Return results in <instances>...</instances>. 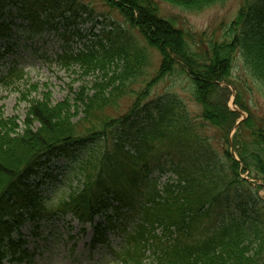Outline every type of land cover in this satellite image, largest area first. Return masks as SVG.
I'll return each instance as SVG.
<instances>
[{
    "label": "trees",
    "instance_id": "16d2710c",
    "mask_svg": "<svg viewBox=\"0 0 264 264\" xmlns=\"http://www.w3.org/2000/svg\"><path fill=\"white\" fill-rule=\"evenodd\" d=\"M100 1L159 52L156 76L146 85L175 71L182 73L200 106L199 120L190 117L175 96L160 100L155 113L148 112L144 121L135 118L133 124L129 122L137 115L140 95L129 114L105 115L127 93L128 83L149 65L142 49L108 37V45L98 41L85 51L58 56L62 66L79 65L83 75L100 70L101 78L55 103L48 90L38 97L23 95L27 104L23 119L5 117L0 111V264L31 262L34 252L20 238L25 221L39 226L43 220L69 213L80 225L103 216L110 230L120 229L122 244L113 255L122 264H264V223L258 216L250 221L244 214L225 216L220 209L218 220L203 222L211 207L220 208L219 200L227 197L231 184L246 182L241 173L264 179V122L244 104L239 90L234 103L247 117L231 136L237 158L228 148L216 152L203 134V127L209 126L220 132L226 145L230 143L239 116L227 105L231 93L221 83L237 85L232 78L236 52L247 76L264 87V1L241 7L229 26L231 35L199 53L188 46L187 33L158 15L151 0ZM162 1L195 12L223 2ZM23 2L0 0V37L9 36L8 6H19L24 17L37 20L38 30L44 24L39 20L44 8L61 5L57 0H34L24 8ZM64 4L74 10L71 3ZM37 5L41 10L32 9ZM24 75L13 64L0 83L9 85ZM38 87L34 84L32 89ZM68 145L87 149L72 162L78 169L74 178L78 184L48 209L43 196L25 179L43 164L42 155L56 151L68 157L64 151ZM165 173L169 175L162 181ZM129 211L135 213L131 215L135 220L128 219Z\"/></svg>",
    "mask_w": 264,
    "mask_h": 264
},
{
    "label": "rangeland",
    "instance_id": "374dc122",
    "mask_svg": "<svg viewBox=\"0 0 264 264\" xmlns=\"http://www.w3.org/2000/svg\"><path fill=\"white\" fill-rule=\"evenodd\" d=\"M57 1L61 3L60 8L56 5H49L41 12L39 20L44 24L38 30H36L37 20L32 21L24 17V12L19 9V6H8L6 9L5 22L9 26V36L0 38V77L7 72V67L13 64L21 67L25 75L14 79L9 85L0 83V111L5 117L16 115L20 116V119L24 118L27 104L23 100V95L28 98L38 97L41 92L48 90L51 100L55 103L67 96L72 98L71 93H75L80 86H90L96 80H100V70L83 75L79 65L62 66L57 58L64 52L74 54L85 51L88 45H97L98 41L108 45L107 38L110 37L116 40L117 44L123 43L129 47L134 46L146 51L150 63L140 76L128 83L127 93L122 96L115 107L107 109L105 115L120 117L129 114L134 101L140 95L142 98L135 106L139 110L129 123L132 121L134 123L135 118L144 121L148 112H156L155 107L160 100L175 96L181 99L190 117L198 118L200 106L190 95V84L182 73L178 74L175 71L173 75L165 76L152 86L146 85L156 76L155 72L161 62L160 54L157 50L150 48L138 29L129 27L116 10L104 6L100 0ZM64 1H67L68 5L71 3L74 10L68 8ZM151 1L156 4L158 15L170 19L176 28L187 33L188 46L194 52L199 53L208 49L214 41L226 40V34L230 32L229 26L232 25L241 7L246 8L249 3L260 4L264 0H223L222 3L213 4L198 12L187 11L162 0ZM33 3L34 0H25L22 5L26 8ZM37 7L38 5L33 6L32 9L41 10ZM232 70V78L237 85H229L228 89L231 94L227 105L231 109L238 107L233 102L239 90L244 104L253 115L264 122V87L247 76L237 52L233 56ZM34 84L39 86L37 91L32 89ZM44 85L47 87L44 88ZM142 90L146 91L145 94H142ZM246 115L247 112L242 110L240 116L246 117ZM203 128L205 129L204 137L210 139L216 152H220V148L223 147L228 148L236 156L232 140L226 145L217 129L209 126ZM229 138L230 136L228 140ZM86 150L80 146L68 145L64 150L69 155L67 158L54 156L56 151L49 155L50 158L52 157L50 170L54 175L57 174V179L49 181L45 191L42 192L46 197L44 205L53 206L61 196L68 194L70 185L75 184L72 180L78 171L77 167L71 163L74 162L75 157L84 154ZM168 175L165 173L162 181ZM241 175L246 177V182L230 185L227 197L223 195L219 200L220 208L214 205L209 209V217L203 219L205 224L218 220L222 214L225 216L244 214L250 221L258 216L264 223V179L250 172H244ZM226 179H230V174H226ZM222 204H227L228 207ZM220 209L222 214L218 213ZM128 213V219L132 220L134 216L131 215L135 213L132 211ZM104 221L103 217L98 216L92 226L82 227L70 214L64 218L43 221L39 227L25 221L19 229L20 238L27 241L25 246L30 251H34L35 256L30 263L22 262L21 264H122L113 258L110 249L117 250L122 244L119 232L102 230L101 238L105 242L95 241L94 225L97 224L103 228ZM3 264L7 262L4 261Z\"/></svg>",
    "mask_w": 264,
    "mask_h": 264
},
{
    "label": "bare ground",
    "instance_id": "6f19581e",
    "mask_svg": "<svg viewBox=\"0 0 264 264\" xmlns=\"http://www.w3.org/2000/svg\"><path fill=\"white\" fill-rule=\"evenodd\" d=\"M45 156H43L39 161H41L43 164L41 165H38V166H35V169L37 172L33 173L32 175H30L29 177H27L25 179V183H30L31 185V189H36L38 192H43L45 191L46 187L48 186V179L51 178V171L47 170V167H46V157L44 158ZM44 171H46V177L44 180H42L40 178V174L41 173H44ZM75 184L74 185H70V189L69 191L71 190L72 187H75L78 183L77 181H74ZM52 186V184H51Z\"/></svg>",
    "mask_w": 264,
    "mask_h": 264
},
{
    "label": "water",
    "instance_id": "95a60500",
    "mask_svg": "<svg viewBox=\"0 0 264 264\" xmlns=\"http://www.w3.org/2000/svg\"><path fill=\"white\" fill-rule=\"evenodd\" d=\"M240 120H241V119H240ZM238 123H239V122H237V123L235 124L234 128L238 125Z\"/></svg>",
    "mask_w": 264,
    "mask_h": 264
}]
</instances>
